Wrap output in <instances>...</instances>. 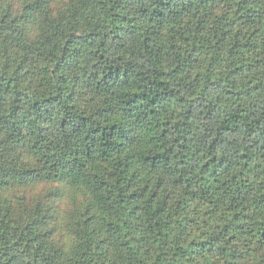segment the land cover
Masks as SVG:
<instances>
[{
    "label": "trees",
    "instance_id": "16d2710c",
    "mask_svg": "<svg viewBox=\"0 0 264 264\" xmlns=\"http://www.w3.org/2000/svg\"><path fill=\"white\" fill-rule=\"evenodd\" d=\"M0 264H264V0H0Z\"/></svg>",
    "mask_w": 264,
    "mask_h": 264
}]
</instances>
